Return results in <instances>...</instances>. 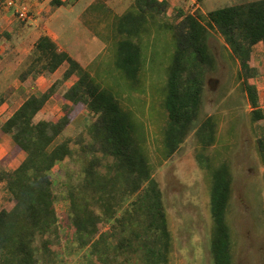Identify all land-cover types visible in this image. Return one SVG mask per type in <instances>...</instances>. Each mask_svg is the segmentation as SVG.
Masks as SVG:
<instances>
[{"label": "trees", "instance_id": "1", "mask_svg": "<svg viewBox=\"0 0 264 264\" xmlns=\"http://www.w3.org/2000/svg\"><path fill=\"white\" fill-rule=\"evenodd\" d=\"M63 4L50 0L52 7ZM165 8L163 1L135 0L129 10L116 17L113 30L119 37L114 45L115 68L129 84L136 82L143 66V41L151 35L152 27L171 34V59L163 89L168 117L166 156L175 152L199 115L204 87L200 67L215 66L208 43L209 27L217 28L233 63L246 73L242 91L251 106V121L263 120L257 89L246 81L252 71L251 46L258 42L264 46V0L215 9L206 16L186 14L174 26L157 22V15ZM3 36L9 34H0V38ZM35 48L39 56L29 70L33 78L52 74L65 63L67 68L61 80L41 95L27 97L0 124V140L8 136L12 141L10 154L23 155L13 171L0 175V183L6 178L9 192L7 205L0 209V264H59L56 246L61 240L67 246L84 250L81 264H168L172 238L162 192L154 180L144 125L123 109L114 94L87 69L66 52L58 51L49 36L41 35ZM76 72L78 79L60 95L62 115L45 116V103L56 95L59 83ZM237 78L240 80V74ZM80 106H85L95 119L75 140L66 138L50 149ZM199 134L203 149L214 144L212 117L200 125ZM258 144L263 148L264 138ZM69 159H75L79 169L67 172L68 206L60 216L55 209L57 195L50 171ZM210 174L212 261L232 264L226 222L232 193L231 171L226 164H220ZM104 223L108 224L106 230Z\"/></svg>", "mask_w": 264, "mask_h": 264}, {"label": "rangeland", "instance_id": "2", "mask_svg": "<svg viewBox=\"0 0 264 264\" xmlns=\"http://www.w3.org/2000/svg\"><path fill=\"white\" fill-rule=\"evenodd\" d=\"M21 1L28 10V16L24 20L18 17L16 9L7 8L0 3V34H9V37L0 38V95L3 99L0 104V124L28 96H39L52 83L61 80L67 68L65 63L54 75L44 74L42 81L34 82V74H30L29 70L34 65V59L39 56L35 42L44 33L49 32L53 36L51 30L59 32L52 27L53 21L49 20L53 8L50 9L47 5L45 10L44 5H41L32 10L31 4H37L38 0ZM89 1L79 2L75 7L76 15L68 14L71 19L59 26L72 30L59 43L76 48L84 42L86 46L80 51L84 69L102 87L114 94L123 109L131 112L144 125L154 180L162 192L172 238L168 264H213L210 252L213 227L210 213V172L220 164H226L232 176V193L226 214L232 264H264V146L261 148L258 144L262 137L264 119L251 121V106L242 91L246 73L240 70L238 63H233L223 37L215 26L208 28V43L215 58V66L213 69L200 67L204 75V87L199 115L175 152L166 156L164 139L168 117L163 105V89L171 59V34L152 27L151 35L144 37L143 41V66L136 82L129 84L127 78L115 68L114 45L119 37L115 36L113 23L117 16L131 8L135 0H96L87 15L79 14V9ZM250 1L254 0L169 1L156 20L161 24L174 26L186 14L206 16L212 10ZM71 2L68 0L72 6L74 3ZM21 62L27 67L24 72L16 70ZM252 65L246 82L256 85L260 89L259 98L263 99L261 87H264V83L260 75L253 71ZM238 74L240 80L237 78ZM23 75L27 80H22ZM78 77L76 72L67 81L59 83L56 95L45 103V116L59 118L62 115L60 95ZM22 86L23 90L20 89ZM208 117H212L215 123V142L203 149L200 125ZM94 119L95 116L85 106L75 109L71 124L50 149L66 138L75 140ZM12 145L8 136L0 140V175L9 174L23 159L22 154H10ZM78 169L77 161L69 159L64 165H56L50 171V179L57 195L55 209L60 216L68 206L65 187L67 172ZM8 197L4 178L0 183V209L7 205ZM103 228L106 230L108 224L104 223ZM56 249L59 250V264H81L84 250L67 246L64 240H61Z\"/></svg>", "mask_w": 264, "mask_h": 264}, {"label": "crops", "instance_id": "3", "mask_svg": "<svg viewBox=\"0 0 264 264\" xmlns=\"http://www.w3.org/2000/svg\"><path fill=\"white\" fill-rule=\"evenodd\" d=\"M60 1L64 2V4L59 6V7H52L50 5V0H38L37 4H35V2L31 4L30 9L35 10L36 8L40 7L41 5H44L45 10H46V6L47 5H49L50 9L53 8L52 9L53 11H52V13H51V15L49 17L50 18L49 20L53 21L54 24L52 25V27L53 28H57L59 33H55L53 30H51L52 33H53V36H51V34L49 32L47 34L44 33L42 35L49 36L55 42V44L57 45L58 51L66 52L73 60L77 61L83 67L82 55H81L80 51L82 50L83 47L86 46L85 43L81 42L80 44H78L76 46L77 49L76 48H71V47H65L64 43H63V45L59 43V41L62 42V38L63 37L65 38V35H67L69 32L72 31L71 28H69V27L66 28V29H62L59 26H61L62 22H65V21L71 19V17L69 18L68 14L76 15L75 14V12H76L75 7L82 0H79L78 2H75V3L73 2V0H69V1H72L71 3H74L72 6H71V4L68 3V0H60ZM94 1H96V0H90L89 3L85 7L79 9L80 10L79 14L87 15L88 11H90V9L94 6V4H93ZM157 1H159V2L163 1L167 5V4H169V1H171L173 3H177L179 0H157ZM197 7H198V5H197ZM40 9H44V8H40ZM47 10H48V8H47ZM40 11H43V10H40ZM82 32H83V34H85L84 31H82ZM84 41H87V40H84ZM88 42H89V40H88ZM90 43H92V42H90ZM249 63H250V65H252V63H253V65H252L253 71L260 75V77H261V79L263 80V83H264V46H263L262 42H258L256 44H254L253 46H251V53H250V61H249ZM63 65H65V64H63ZM63 65H61V66H63ZM25 69H27V67H26V64H24L23 62H21V64H19V66L16 67V70L20 71V72L21 71L24 72ZM54 73H52L51 76L54 75ZM42 78H43V75H39V76H37V77H35L33 79H34V82H39V81H42L41 80ZM22 80H27V79L24 78ZM252 85H254V84H252ZM254 86L256 87L257 92H258V96H259L260 89L256 85H254ZM20 89L23 90V86H22V88L20 87ZM261 90H263V99L259 98V107L264 112V87H261ZM43 92L44 91H42V93ZM260 121H263V120H260ZM262 129L264 130V128H262ZM263 130H262V137H260L259 139L264 138V131Z\"/></svg>", "mask_w": 264, "mask_h": 264}, {"label": "built area", "instance_id": "4", "mask_svg": "<svg viewBox=\"0 0 264 264\" xmlns=\"http://www.w3.org/2000/svg\"><path fill=\"white\" fill-rule=\"evenodd\" d=\"M0 3L7 8L16 9V13L20 19L24 20L27 18L28 10L21 0H0Z\"/></svg>", "mask_w": 264, "mask_h": 264}]
</instances>
